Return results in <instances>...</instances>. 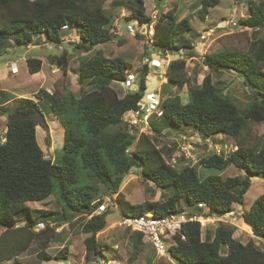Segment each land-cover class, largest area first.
Listing matches in <instances>:
<instances>
[{
  "label": "trees",
  "instance_id": "trees-1",
  "mask_svg": "<svg viewBox=\"0 0 264 264\" xmlns=\"http://www.w3.org/2000/svg\"><path fill=\"white\" fill-rule=\"evenodd\" d=\"M198 1V15L202 20L220 4V0ZM236 1L246 2L249 8V15L240 24L251 30L264 29V0ZM110 7L112 10L124 7L128 12L126 23L144 25L151 22L145 0H114ZM176 13L174 9L161 15L155 24L154 39L149 46L163 55H180L185 49L193 50L188 40L177 43L174 39L193 32L191 17L177 22ZM65 27L77 29L81 38L80 42L73 44L79 54L80 86L100 84L92 86L91 90L81 89L77 100L71 102L60 101L56 93L49 94L41 89L36 98L47 102L51 110H43L34 99L16 101V117L8 121L5 141L0 143V227L3 229L0 234V262L15 260L20 263L19 255L29 248L32 241L39 249L32 264L69 257L67 247L54 257L46 252L48 244L58 236L56 230L48 222L39 232L35 231V226L43 224L41 219L50 218L53 214L29 206L52 196L56 187L68 212H72L65 217L67 223L73 228V219L81 218L80 231L89 235L84 241L87 262H95L99 256L106 258L103 251L107 247L97 243L96 236L107 228L111 212L95 214L104 202L97 197L100 193L98 184L106 187L107 194L118 195L117 203L122 215L130 218L149 214L163 218L180 212L178 204L184 198L187 199L188 210L205 218H224L232 212L234 204H244L245 195L252 186L248 176L264 178V147L257 149L239 141L250 124L264 123L263 43L256 40L250 43L247 52L223 50L204 59V65L215 72L231 71L245 79L254 92V98L244 111L221 93L211 75H207L200 85L192 86L186 73L185 59H174L169 63L165 74L167 84L178 88L187 85L190 100L183 104L179 95L162 100L161 115L150 117L151 133L161 136L165 130L163 127L181 130L192 127L206 139L221 134L237 143L236 149L227 155L211 151L199 160L198 165L179 167L166 160L162 150L146 133H139L136 128L132 132L127 129L128 125L122 127L126 123L125 115L140 109L150 68L147 62L137 72L131 70V65L122 57L110 58L103 50H96V47L113 40L114 14L107 12L106 0H0V55L13 48L11 40L15 47H28L38 34L46 35L50 44L64 47L62 33ZM137 37L145 40L141 35ZM69 49L60 56H50L64 73ZM189 54L193 56V52ZM26 62L31 75L42 71L41 59L29 57ZM129 71L137 73L138 77L124 97H120L111 83L127 81ZM10 97L1 91L0 106L6 104ZM71 108L77 123L66 120L72 116ZM52 112L65 127L64 146L57 162L45 158L37 140V127L47 128L45 115ZM231 166L245 171L247 177L223 178L219 175ZM133 169L155 188L163 192L171 190V196L140 204L125 200L119 193L120 187ZM202 169L210 172L204 178L200 174ZM82 170L96 180L95 186L79 185V172ZM199 204L205 208H199ZM19 216L28 218L26 226L18 225ZM243 222L256 238L264 241V194L243 214ZM219 223L214 235L207 232L204 239L200 223L184 224L174 237L176 244L169 249L174 264H264V251L254 239L244 244L240 238L234 237L235 226L223 221ZM243 229L249 232L245 226Z\"/></svg>",
  "mask_w": 264,
  "mask_h": 264
},
{
  "label": "rangeland",
  "instance_id": "rangeland-1",
  "mask_svg": "<svg viewBox=\"0 0 264 264\" xmlns=\"http://www.w3.org/2000/svg\"><path fill=\"white\" fill-rule=\"evenodd\" d=\"M152 1L153 0H146V8L149 13L156 7L160 17L176 9L177 22L189 16L186 15L188 12L191 14L190 12L195 10L191 18L193 32L186 33L183 37L176 36L174 38L177 43L188 40L193 47V50L185 49L180 52V58H178L185 59L186 61L185 69L187 76L190 78V85H200L207 75H211L214 85L221 93L229 97L241 111L246 110L254 98V92L246 84L245 79L237 73L231 71L215 72L204 65V59L207 55L223 50L247 52L250 43L256 40L264 44V29L251 30L240 24V22L249 15V8L246 2L221 0L220 4L213 9V12H211L205 20H202L197 13V9L200 7L198 0H194L195 3H192L190 8L188 6L187 8L181 6L182 1L174 2V0H165L169 6H167L168 8L163 6L162 12L159 9L160 5L158 3L153 5ZM255 1L260 2L262 0ZM176 2L178 5L174 7L173 4ZM111 3L112 0H106L107 12L109 11L114 14L117 23V26H114L115 28H113L112 31L113 40L110 43L96 47V50H103L105 55L110 58L122 57L131 65V70H136L137 72L147 63L145 62L147 58L153 59V55H155V59L157 57L164 58L165 64H162L161 67H154L150 64V74L147 78V90L145 91V95L150 93L152 89V92H159L161 94L162 100L179 95L182 103L187 104L190 100L187 85L178 88L171 84H167L168 79L165 76L168 65L176 58V54H170L169 58L168 56H161L159 50L155 49L152 45H147L148 42L152 44V42L147 41V39H140L137 36L130 35L128 32L124 35L116 34L119 28L122 32H126L130 23H124L128 12L126 11V16H123L122 9L112 10L110 7ZM185 9H187L188 12L187 10L184 12ZM149 15H151V13ZM231 22L236 23V26H233ZM63 31V41L66 42L65 45H68L67 47L50 44L46 42V36L36 35L34 45L30 48H18L15 47V43H11L13 48H8L0 55V92H7V95L11 96L7 104L0 106V143L5 141L8 121L16 117L15 107L18 99H34L40 104L43 110L47 108L51 110L47 102H42L36 98V94L41 89L47 91L49 94L56 93V97L60 101L67 100L71 102L73 99L77 100L80 96L81 89L86 90L90 88L91 90L94 88L92 86L96 87L100 84V82H97L96 85L90 84L85 88L80 86L78 82L80 65L78 58L79 54L74 49L73 45L78 41V30L72 29L70 32H66V29H64ZM65 49H69L70 53L66 73L63 72L61 66L57 62L51 60L52 56L62 55ZM190 52H193V56L189 54ZM29 57L42 60V71L39 74L31 75L28 73L26 60ZM13 62H16L18 66V73L16 75L12 74L10 70ZM129 73L130 71L128 74ZM135 74V76L138 77V74ZM111 87L118 92L120 97H124L127 91L122 86V83L112 82ZM142 102L145 103L144 100ZM71 111L72 116L66 118L69 123L71 121L76 122L75 113H73L72 108ZM129 116L130 115L127 117ZM45 120L47 128H43L42 126L37 127L38 144L42 148L45 158L57 162L62 154L64 146L65 127L60 123L53 112L50 114L46 113ZM125 125L128 124L125 123L122 127H127V129L130 130L129 126L125 127ZM136 129L139 133L145 132L151 137L156 146L164 153L166 160L171 164H177L176 166L179 167H182V165H198L199 160L204 156H208L211 151L215 152L216 147H219V149L223 151L227 149L226 152L228 154L237 147L236 141L228 136L224 135L206 139L201 132L192 127L183 130L176 129L175 127L170 129L163 127L165 130L161 136L153 135L150 130L142 132L139 126ZM239 141L246 146L256 147L257 149L263 148L264 123L250 124L248 129L241 134ZM129 153L131 152L129 151ZM223 153L227 155V153ZM200 172L202 178L206 177L207 173H210L209 170L203 169ZM212 174L217 173L212 172ZM219 175L223 178L235 176H241L242 178L247 177L245 171H241L234 166L229 167L225 172ZM79 177V185L81 186H95L96 184V180L90 177L85 170L79 172ZM248 177L252 182V186L245 195L244 204H234L231 213L227 214L224 218L210 222L208 227L202 230L203 239L207 232L214 235L215 229L220 224L219 222L224 221L237 228L234 234L235 238H240L244 244L254 239L255 244L264 251V244L260 242L263 240H258V238L252 236L250 230L249 233L247 230L243 229V214L247 213L255 200L260 195L264 194V178L251 175ZM98 188L100 189V193L97 196L98 199L117 203V194H107V189L102 184H98ZM171 192V190L163 192L155 188L153 183L146 181L141 174H137L135 169L124 179L119 191V193L123 195V198L132 204L163 200L166 199L168 195L170 197ZM29 206L32 209L48 210L53 214L50 218L41 219L43 224L38 223L35 226V231L39 232L45 228V223L48 222L56 230L58 236L48 244L46 252L54 257L63 248L67 247L69 249V260L57 261L53 259L52 262L45 264H86L84 263L86 254L84 241L89 235L82 234L80 231L82 223L81 218L77 217L75 220L73 219V228L67 223L65 217L72 212H68L57 187L52 196L40 202L30 203ZM178 208L179 211L184 212L189 209L186 198L179 202ZM118 209L120 210V208ZM119 210H109L111 214L107 219V228L96 236L97 243L107 247L103 252L108 258L105 260L104 257L99 256L95 264H100L99 261H102V264H173L171 258L159 255L144 235L140 233L132 234L124 228L116 226V222L121 220ZM27 219L26 216H19L17 218L18 225L26 226L22 224H26ZM2 231L3 229L0 227V234ZM11 234L12 233H9L8 235L13 238L14 235L11 236ZM38 252L39 249L36 242L32 241L29 248L19 255L18 259L20 263L32 264ZM98 258H100V260ZM8 262L2 263L15 264L13 260Z\"/></svg>",
  "mask_w": 264,
  "mask_h": 264
},
{
  "label": "built area",
  "instance_id": "built-area-1",
  "mask_svg": "<svg viewBox=\"0 0 264 264\" xmlns=\"http://www.w3.org/2000/svg\"><path fill=\"white\" fill-rule=\"evenodd\" d=\"M150 17L151 22L149 24L140 25L137 22H132L128 25V29L126 32H122V30L119 28L116 34L124 35L128 32L132 36L141 35L145 39H147V41L152 42V40L154 39L155 24L159 20V12L156 7L152 10ZM232 25L236 26V23H232ZM10 42L14 44L12 40ZM149 44L150 43L148 42L147 45L149 46ZM163 61L155 59L151 60L150 64H152V66L154 67H161L162 64H165ZM10 70L11 73H15L18 70L15 63L11 64ZM136 78L137 77L135 76V74L129 73L127 81L123 82L122 86L128 91V89L133 86V82L136 80ZM144 101L145 103H140V109L130 111L125 115V117H127L128 115L130 116L127 118L124 117V121L128 124L130 131L132 132L135 128H138V126L141 128L142 132L145 130H149L150 117L153 114L161 115L160 105L162 102V98L159 92L147 93V95H145ZM215 150L218 155H222L223 152L227 153V149L223 151L220 150L219 147H216ZM198 207L205 208V205L199 204ZM118 208L119 205L116 202L112 203L108 200H104V202L96 210L95 214H102L110 209L119 210ZM119 212L121 215V220L116 222V226L124 228L131 233L143 234L147 241L151 243L155 251L159 255L165 256L167 258H170V247L176 244L174 237L180 232L184 224L189 222H198L200 223L201 228L204 230L208 227V224L210 222L216 221V219H220L210 217L205 218L202 214L191 212L190 210H187L185 212L180 211L177 213H170L163 218H155L150 214L138 218H130L124 217L120 210ZM182 240L185 241L186 237L183 236Z\"/></svg>",
  "mask_w": 264,
  "mask_h": 264
},
{
  "label": "crops",
  "instance_id": "crops-1",
  "mask_svg": "<svg viewBox=\"0 0 264 264\" xmlns=\"http://www.w3.org/2000/svg\"><path fill=\"white\" fill-rule=\"evenodd\" d=\"M113 1L114 0H112V3H113ZM159 1V2H158ZM158 1H155V0H153L152 1V4L154 5L155 3H158L159 5H160V10H161V12H162V8H163V6L164 7H167V6H169V4L168 3H166L165 2V0H158ZM175 1H177V2H180V1H182L181 2V6H183V7H185V8H187V6L190 8V6L192 5V3H195V1L194 0H174V2ZM177 2L176 3H174L173 4V6L175 7V6H177L178 4H177ZM220 2H221V0H220ZM111 3V4H112ZM145 7H147L146 6V0H145ZM153 8V7H152ZM168 8V7H167ZM200 8V7H199ZM199 8L197 9V13H198V10H199ZM119 9H122V15L123 16H126V9L124 8V7H121V8H116L115 10H119ZM179 9H180V5H179ZM152 10V9H151ZM168 10V9H167ZM187 9H185L184 10V12L186 11ZM146 12H147V14L149 15L150 13H152V11L149 13L148 11H147V8H146ZM187 12H188V10H187ZM194 12H195V10L193 11V12H190L191 14H189V12H188V14H186V15H189V16H187V17H191L192 18V16H193V14H194ZM211 12H213V9H211V11H210V14H211ZM209 14V15H210ZM185 15V16H186ZM177 20V19H176ZM123 21H124V19H123ZM181 21V20H180ZM125 24H126V22H124ZM114 26H117V23H116V18H115V16H114ZM115 28V27H114ZM64 29H66V32L67 31H71V29H69L68 27H65ZM68 32V33H69ZM38 35H44V34H38ZM44 36H46V35H44ZM77 38H78V41H77V43L78 42H80L81 41V38L77 35ZM34 39H35V36H34V38H33V43L30 45V46H28L27 48H30L32 45H34ZM62 39H63V36H62ZM142 39V38H141ZM64 40V39H63ZM46 42H49L48 41V38H47V36H46ZM65 43L66 42H64V46H65ZM68 46V45H67ZM67 46H65V47H67ZM34 47V46H33ZM63 54V53H62ZM159 54L161 55V56H168V58H169V55H163L162 54V52L161 51H159ZM177 55L178 54H176V58H178L177 57ZM155 55H153V59H146V61L145 62H148V65L150 66V63H151V61L150 60H155ZM175 58V59H176ZM180 58V57H179ZM157 60H160V61H163L164 60V58H161V57H157L156 58ZM163 62H165V60L163 61ZM13 63H15L16 64V67H17V69H18V66H17V63L16 62H13ZM152 66V65H151ZM27 68H28V66H27ZM18 71V70H17ZM15 72V73H12V74H17L18 72ZM29 73V72H28ZM30 74V73H29ZM37 74H39V73H37ZM34 75H36V74H34ZM149 92V91H148ZM150 92H152V89L150 90ZM7 93V92H6ZM6 104H7V102H6ZM5 105V104H4ZM219 136H224V135H221V134H219V135H215V136H212L211 138H208V139H212V138H216V137H219ZM207 148V147H206ZM244 226L246 227V228H248L251 232H252V230H251V228L248 226V225H246L245 223H244ZM252 234V236H254V234H253V232L251 233ZM255 237V236H254ZM256 238V237H255ZM259 240V239H258ZM260 242H262L263 244H264V241H260ZM105 254V253H104ZM70 255V254H69ZM105 257L106 258H108L107 256H106V254H105ZM106 258H105V260H106ZM68 260H69V257L67 258ZM104 260V259H103ZM10 261H12V260H10ZM14 261V263L15 264H23V263H17L15 260H13ZM6 262H8V261H4V263H6ZM50 262H52V261H50ZM100 262V264H102V261H99ZM112 262V261H111ZM171 262L174 264V262L171 260ZM8 263H11V262H8ZM45 263H49V262H44L43 264H45ZM84 263H86V264H95V262H87L86 261V254H85V257H84ZM113 263V262H112ZM1 264H3L2 262H1ZM60 264H62V263H60Z\"/></svg>",
  "mask_w": 264,
  "mask_h": 264
},
{
  "label": "water",
  "instance_id": "water-1",
  "mask_svg": "<svg viewBox=\"0 0 264 264\" xmlns=\"http://www.w3.org/2000/svg\"><path fill=\"white\" fill-rule=\"evenodd\" d=\"M65 46H67V45H65ZM177 57L179 58V57H180V55H177ZM178 58H177V59H178ZM22 225H26V224H25V223H23Z\"/></svg>",
  "mask_w": 264,
  "mask_h": 264
},
{
  "label": "bare ground",
  "instance_id": "bare-ground-1",
  "mask_svg": "<svg viewBox=\"0 0 264 264\" xmlns=\"http://www.w3.org/2000/svg\"><path fill=\"white\" fill-rule=\"evenodd\" d=\"M153 78V77H152Z\"/></svg>",
  "mask_w": 264,
  "mask_h": 264
}]
</instances>
